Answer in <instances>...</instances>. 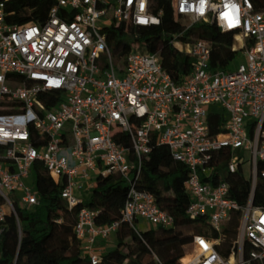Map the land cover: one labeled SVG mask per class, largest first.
<instances>
[{
  "label": "built area",
  "instance_id": "obj_1",
  "mask_svg": "<svg viewBox=\"0 0 264 264\" xmlns=\"http://www.w3.org/2000/svg\"><path fill=\"white\" fill-rule=\"evenodd\" d=\"M7 1L0 0V237L13 217L20 240L17 211L38 205L29 186L35 164L62 184L60 196L71 209L83 203L75 193H90L98 177L116 175L128 186L121 222L137 235L138 220L172 226L173 218L139 189L154 146L166 148L188 170L187 216L206 219L218 233L213 238L196 231L189 244L194 255L183 262L184 252L179 264H244V245L250 260L264 262V204L253 206L257 183L264 182V12L250 0H164L184 20L183 31L215 26L234 36V50L244 57L234 72L210 71L211 45L183 44L182 31L170 45L192 63L177 83L159 51H132L117 61L103 35L111 26H159L163 9L157 0H48L43 20L23 24L6 22ZM216 105L226 120L223 131L212 135L208 116ZM221 154L228 174L249 170L244 206L229 198V184L215 175ZM235 212L237 251L224 259L216 247ZM95 218L81 208L73 226L90 264H100L99 242L119 227H98Z\"/></svg>",
  "mask_w": 264,
  "mask_h": 264
},
{
  "label": "trees",
  "instance_id": "obj_2",
  "mask_svg": "<svg viewBox=\"0 0 264 264\" xmlns=\"http://www.w3.org/2000/svg\"><path fill=\"white\" fill-rule=\"evenodd\" d=\"M255 11L264 12V0H250ZM163 9L159 26L147 28L130 26L126 31L122 26H111L103 31L107 45L117 61L135 51L148 53L159 51L163 67L179 83L191 71V59L178 53L170 45L173 36L183 31V25L176 19L168 3L157 0ZM51 3L48 0H8L6 3V22L23 24L43 20ZM197 40L211 45L210 71H228L239 51L234 50V36L221 33L218 28L208 24H194L182 32L179 41L183 44ZM226 118L222 113L210 114L208 126L215 135L223 131ZM252 125H249L250 135ZM224 154H221L223 156ZM226 154L219 159L215 175L229 184V198L244 206L250 191L249 178L242 173L228 174L224 166ZM262 165L259 170H262ZM38 205L29 210H18L21 236L18 238L13 217L7 219L8 229L0 237V264H90L83 256L76 241L73 226L81 208L96 213L95 224L107 227L119 222L115 233V247L101 251L100 264H179L189 260L194 253L193 234L202 231L206 236L218 237L210 229L206 219H191L186 210L191 197L184 191L183 183L188 178L187 168L174 161L166 148L154 147L144 159L139 189L150 193L156 205L173 218L170 227L136 230L121 222V211L127 197L126 182L116 175L98 177L86 203L69 208L61 198L62 184H55L44 169L35 164L32 168ZM264 204V182L258 181L254 193L253 206ZM240 213L231 214L222 227V243L216 247L221 257L227 259L232 250L237 251V227ZM190 233V234H189ZM250 247L244 245L242 256L244 264H264L249 259Z\"/></svg>",
  "mask_w": 264,
  "mask_h": 264
},
{
  "label": "rangeland",
  "instance_id": "obj_3",
  "mask_svg": "<svg viewBox=\"0 0 264 264\" xmlns=\"http://www.w3.org/2000/svg\"><path fill=\"white\" fill-rule=\"evenodd\" d=\"M180 22H181V24H183L184 23V20L180 19ZM243 63H244V57L242 56V54L240 52H238L236 58L232 61V63L230 64V66L228 68V71H226V73H228V72H230V73L231 72H234L236 70V68L240 64H243ZM209 110H210V113H214V114L222 113V114H224V112L217 105L210 107ZM243 170H244V173L246 175H248V171H249L248 168L247 167H244ZM29 186H30L31 190L34 191L35 185H34V176L33 175H32V181H29ZM75 196L78 197L79 199H81L83 203H86L88 201V198L90 196V193H88V192L87 193L86 192H83V193H75ZM135 226H136V228L138 230H145V229H154V228H157L154 225H151V224H148V223H142V222L136 224ZM192 234L194 235L195 232L192 233ZM115 242H116L115 235H113L108 240V242L106 244V246H107L106 249L109 250V249L114 248L115 247Z\"/></svg>",
  "mask_w": 264,
  "mask_h": 264
},
{
  "label": "crops",
  "instance_id": "obj_4",
  "mask_svg": "<svg viewBox=\"0 0 264 264\" xmlns=\"http://www.w3.org/2000/svg\"><path fill=\"white\" fill-rule=\"evenodd\" d=\"M140 222H142V223H146V222H144L143 220H138L137 224L140 223ZM145 230H146V229H145ZM141 231H143V230H141ZM107 242H108V240H107V241H100V242H99V248H100V250H102V251L107 250V249H106V247H107V246H106Z\"/></svg>",
  "mask_w": 264,
  "mask_h": 264
},
{
  "label": "bare ground",
  "instance_id": "obj_5",
  "mask_svg": "<svg viewBox=\"0 0 264 264\" xmlns=\"http://www.w3.org/2000/svg\"><path fill=\"white\" fill-rule=\"evenodd\" d=\"M193 255H194V253H193ZM191 259V258H190Z\"/></svg>",
  "mask_w": 264,
  "mask_h": 264
}]
</instances>
